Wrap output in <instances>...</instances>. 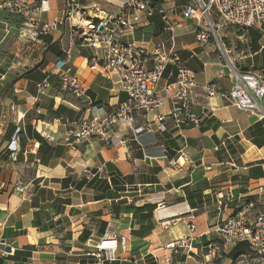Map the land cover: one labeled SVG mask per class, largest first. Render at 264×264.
Instances as JSON below:
<instances>
[{
  "label": "crops",
  "instance_id": "crops-1",
  "mask_svg": "<svg viewBox=\"0 0 264 264\" xmlns=\"http://www.w3.org/2000/svg\"><path fill=\"white\" fill-rule=\"evenodd\" d=\"M69 1L47 0L42 21L61 22L43 35L51 41L24 28L20 15L0 11V264H100L94 253L106 231L128 241L104 264H157L167 245L191 234L192 250L181 248L172 264H203L201 248L210 242L220 256L205 264H264L249 242L225 243L216 232L244 203L264 210V122L229 100L234 74L226 72L213 38H196L198 16H184L198 0H162L165 16H144L117 38L149 52L162 43L176 56L162 82L176 79L180 63L196 72L191 112L201 124L188 125L182 136L171 119L166 131L154 125L137 135L121 123L109 140L91 135L80 141L68 137L77 130L70 121L105 117L127 94L120 73L104 66V49L83 44L64 21ZM77 1L94 12L89 20L99 21L117 15L126 0ZM244 29L246 46L230 50L229 58L238 70L264 76V27ZM61 59H68L85 96L57 85ZM45 79L50 85L40 93ZM206 83L217 89L214 96L203 89ZM155 117L137 115L136 123H155ZM17 129L19 143L12 146ZM151 204L155 210H140Z\"/></svg>",
  "mask_w": 264,
  "mask_h": 264
},
{
  "label": "built area",
  "instance_id": "built-area-1",
  "mask_svg": "<svg viewBox=\"0 0 264 264\" xmlns=\"http://www.w3.org/2000/svg\"><path fill=\"white\" fill-rule=\"evenodd\" d=\"M198 4V8L191 6L186 8L184 16H198L199 24L195 33L196 38L202 43L210 42L212 37L217 38L216 32L220 26L214 25L210 19L213 7L217 8L221 18L227 23L242 28L264 27V0H210L208 3L198 0ZM157 9L150 0H126L117 15L105 14L94 24L85 25L81 3L77 0L69 1L64 21L71 25L74 35H80L83 44L104 49V66L120 73L121 89L127 94V99L105 117L96 114L81 120L72 119L70 123L75 125L77 130L69 133V138L73 135L76 141H80L91 135H99L104 140H109L113 134V127L121 123L127 125L134 135L145 130L153 131L154 125H157L159 131H166L167 119H171L173 127L184 136L183 131L188 125L201 124V118L191 112V91L197 86L196 72L180 63L176 79L162 82L167 65L173 60L179 61L176 56L173 57L162 43L149 52L144 47L125 43L117 38L124 30L134 28L144 16H151ZM49 10L47 0H41L39 3L32 0L0 1V11L20 15L24 21V28L27 27L34 36L46 35L59 28L61 22L57 19L42 21V14ZM158 10L165 16L163 5ZM100 26H103V29H100ZM168 27L171 28V25ZM150 61L153 62V67H149ZM230 66L235 76V84L228 95L229 100L239 109L257 112L264 122L263 74L240 71L236 66L232 64ZM56 68L63 91L75 97L86 95V89L74 73L68 59L58 60ZM49 85L48 79L42 81L39 84V92L44 93ZM203 89L209 96L217 93V89L211 83L204 84ZM168 103L172 106L170 111L161 113L160 110ZM137 115H155V123L147 119L144 123L137 124ZM18 133L19 129L11 140L12 146L19 143ZM191 230H195L194 225H191ZM216 232L225 243L234 245L241 241L249 242L252 248L264 257V210L256 211L254 203H244L238 207L231 217L218 225ZM194 239L195 236L191 234L167 245L165 247L167 253L163 255L161 262L158 259L157 264H172L173 255L181 248L192 250ZM127 241L125 235L117 236L106 231L96 245L94 255L97 261L100 264L112 262L115 257L111 253L118 246L125 248ZM218 249L219 245L216 242L203 246L202 263H207L216 255L220 256Z\"/></svg>",
  "mask_w": 264,
  "mask_h": 264
},
{
  "label": "rangeland",
  "instance_id": "rangeland-1",
  "mask_svg": "<svg viewBox=\"0 0 264 264\" xmlns=\"http://www.w3.org/2000/svg\"><path fill=\"white\" fill-rule=\"evenodd\" d=\"M202 2V1H201ZM83 17H84V24H94L97 20H89L90 16L94 15V12L90 9L83 8ZM97 13V11L95 12ZM210 19L214 25L219 24L220 27L217 29V38L212 37L213 41L216 43L218 52L221 54V57L225 59V62L227 63L226 72L230 70V64L232 66L235 64L229 61L231 59L229 58L231 54L230 50H233L235 48L244 47L247 44L246 36L247 33L244 28H242L239 25L227 23L223 18H221L220 14L216 10V7H213L210 14ZM246 49V48H245ZM230 52V53H229ZM231 71V70H230ZM232 72V71H231ZM233 74V72H232ZM110 232V231H109Z\"/></svg>",
  "mask_w": 264,
  "mask_h": 264
},
{
  "label": "trees",
  "instance_id": "trees-1",
  "mask_svg": "<svg viewBox=\"0 0 264 264\" xmlns=\"http://www.w3.org/2000/svg\"><path fill=\"white\" fill-rule=\"evenodd\" d=\"M151 1V4L154 6V7H157L158 9L162 6V0H150ZM156 10V12H159V10ZM160 13V12H159ZM161 14V13H160ZM41 37H44V39L45 40H47V41H49L50 40V38L48 37V36H41ZM51 41V40H50ZM57 43H53L50 47H57ZM59 55L60 56H64L65 57V55L62 53V52H60L59 53ZM57 85L58 86H61V81H60V78H59V81H58V83H57ZM82 181H83V179H82ZM94 181H95V178H93V179H91L89 182H88V185H90V186H92L93 184H94ZM81 184H83V182H81ZM77 185H79L80 186V184H77ZM157 206L156 205H154V204H151V205H146V206H144V207H141L140 208V210H144L145 208L147 209V210H149V211H153V210H155V208H156ZM241 242H243V241H241ZM247 242V241H246ZM237 244V243H236ZM28 255H30V254H28Z\"/></svg>",
  "mask_w": 264,
  "mask_h": 264
},
{
  "label": "water",
  "instance_id": "water-1",
  "mask_svg": "<svg viewBox=\"0 0 264 264\" xmlns=\"http://www.w3.org/2000/svg\"><path fill=\"white\" fill-rule=\"evenodd\" d=\"M100 29H103V26H100ZM6 250H7V251H10L11 248L8 246V247L6 248Z\"/></svg>",
  "mask_w": 264,
  "mask_h": 264
},
{
  "label": "bare ground",
  "instance_id": "bare-ground-1",
  "mask_svg": "<svg viewBox=\"0 0 264 264\" xmlns=\"http://www.w3.org/2000/svg\"><path fill=\"white\" fill-rule=\"evenodd\" d=\"M158 214L161 215V216L164 215V213L161 210L158 212Z\"/></svg>",
  "mask_w": 264,
  "mask_h": 264
}]
</instances>
